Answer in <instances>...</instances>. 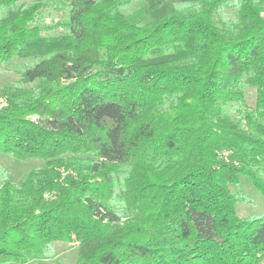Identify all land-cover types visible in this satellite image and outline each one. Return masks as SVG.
Returning a JSON list of instances; mask_svg holds the SVG:
<instances>
[{
    "label": "trees",
    "instance_id": "trees-1",
    "mask_svg": "<svg viewBox=\"0 0 264 264\" xmlns=\"http://www.w3.org/2000/svg\"><path fill=\"white\" fill-rule=\"evenodd\" d=\"M14 58L0 153L46 164L0 166V264L264 263V0H0Z\"/></svg>",
    "mask_w": 264,
    "mask_h": 264
},
{
    "label": "rangeland",
    "instance_id": "rangeland-1",
    "mask_svg": "<svg viewBox=\"0 0 264 264\" xmlns=\"http://www.w3.org/2000/svg\"><path fill=\"white\" fill-rule=\"evenodd\" d=\"M146 6V14L148 19L159 18L175 8V4L184 0H144ZM135 9L134 4L128 8V11ZM232 10H225L226 16H233ZM56 20L59 19V14H55ZM50 21V19H48ZM29 61L14 58L9 64L0 67V88L4 86H14L20 79L21 72L25 69V65ZM30 63V62H29ZM246 100L250 106H253L256 98V89L253 87L246 88ZM46 160L41 158H29L26 160L17 159L12 154L0 153V166L5 169V175L10 177L15 182H20L25 175L31 170L43 166ZM234 191H242L253 199V203H242L238 205V212L241 216H248L256 213H264V197L255 189L248 177H241V182L238 187L233 188ZM77 244L65 242H57L55 251L57 259L63 264L76 262L78 258ZM34 261L28 263H8V264H33ZM52 260H42L41 264H51ZM264 264V263H262Z\"/></svg>",
    "mask_w": 264,
    "mask_h": 264
},
{
    "label": "built area",
    "instance_id": "built-area-1",
    "mask_svg": "<svg viewBox=\"0 0 264 264\" xmlns=\"http://www.w3.org/2000/svg\"><path fill=\"white\" fill-rule=\"evenodd\" d=\"M8 106H9L8 97L5 94L0 93V112L6 109Z\"/></svg>",
    "mask_w": 264,
    "mask_h": 264
}]
</instances>
